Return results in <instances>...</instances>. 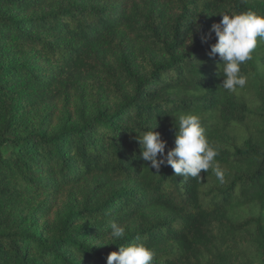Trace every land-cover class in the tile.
Segmentation results:
<instances>
[{"label":"trees","instance_id":"16d2710c","mask_svg":"<svg viewBox=\"0 0 264 264\" xmlns=\"http://www.w3.org/2000/svg\"><path fill=\"white\" fill-rule=\"evenodd\" d=\"M243 12L264 16V0H0V264H107L131 244L151 264H264V40L235 93L209 56L220 13ZM81 90L93 110L46 128L38 109ZM181 113L200 118L223 184L141 158L156 125L175 147ZM66 189L75 208L26 225Z\"/></svg>","mask_w":264,"mask_h":264},{"label":"clouds","instance_id":"9594fccd","mask_svg":"<svg viewBox=\"0 0 264 264\" xmlns=\"http://www.w3.org/2000/svg\"><path fill=\"white\" fill-rule=\"evenodd\" d=\"M220 15V22L214 23L210 29L215 34L216 42L210 46L209 56L219 55V74L223 77L220 87L235 93L247 84V77L241 74V65L252 59L258 38L264 40V16L254 12ZM189 40L191 43V35ZM177 120L175 147L167 152V142L159 132L153 130L157 125L142 136H137L142 149L141 158L150 162V167L157 171L161 166L170 165L176 175L184 178H197L202 170L208 173L211 169L219 183L223 184L225 173L215 160L218 151L209 143L200 118L181 113ZM110 236L113 239L124 238L125 228L112 223ZM153 258L154 252L144 244H131L119 247L118 252H111L107 256V264H151Z\"/></svg>","mask_w":264,"mask_h":264},{"label":"rangeland","instance_id":"374dc122","mask_svg":"<svg viewBox=\"0 0 264 264\" xmlns=\"http://www.w3.org/2000/svg\"><path fill=\"white\" fill-rule=\"evenodd\" d=\"M255 98L258 99V103L260 106H264V81L262 85L259 86L257 94L253 95ZM87 93L83 90L79 92H74L73 96L71 97L70 101L59 99L56 102L49 105V107H40L38 109L39 117H43L47 110L51 111V116L49 117L50 120L46 128L51 130H56L59 125L63 122L65 117H69L71 119H75L77 115L82 111H91L93 110V104L88 100ZM26 110H32V106L26 105L24 107ZM47 122V120H45ZM44 122V123H45ZM40 200H42V204H47L49 207V212L45 215L40 217L39 212L35 214L34 217L28 218L26 225L29 224L31 219L37 218V228L43 226L46 223H52L53 221L57 220L59 217H62L67 214L70 208L76 207V201L74 198L73 193L70 189H66L61 193H49L47 196H41ZM42 211V210H41ZM45 211H42L43 213Z\"/></svg>","mask_w":264,"mask_h":264}]
</instances>
